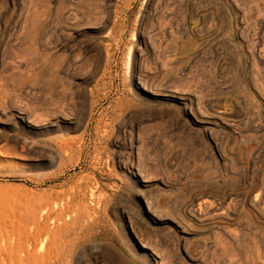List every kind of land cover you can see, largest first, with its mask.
<instances>
[{"label":"rangeland","instance_id":"1","mask_svg":"<svg viewBox=\"0 0 264 264\" xmlns=\"http://www.w3.org/2000/svg\"><path fill=\"white\" fill-rule=\"evenodd\" d=\"M263 7L0 0L14 264H264Z\"/></svg>","mask_w":264,"mask_h":264},{"label":"bare ground","instance_id":"2","mask_svg":"<svg viewBox=\"0 0 264 264\" xmlns=\"http://www.w3.org/2000/svg\"><path fill=\"white\" fill-rule=\"evenodd\" d=\"M255 2V1H254ZM263 5V4H262ZM242 7V6H241ZM245 7V6H244ZM259 7V6H258ZM246 8V7H245ZM249 8H250V6H249ZM255 8V7H254ZM257 8V7H256ZM260 8V7H259ZM264 8V7H263ZM241 9V8H240ZM242 9H244L243 7H242ZM241 9V10H242ZM247 10V9H246ZM251 10H252V7H251ZM257 10V9H256ZM255 11V10H254ZM257 11H260V14H261V16H262V14L264 13H262V11H261V9H259V10H257ZM264 11V10H263ZM239 12H240V10H239ZM248 12V11H247ZM251 12H253V11H251ZM238 13V12H237ZM244 13H246L245 11H244ZM249 13V12H248ZM243 14V13H242ZM249 14H251V13H249ZM245 16H246V14H244ZM253 15H254V12H253ZM257 15H259V13L257 14ZM243 16V15H242ZM244 16V17H245ZM248 16V15H247ZM252 16V15H251ZM251 16H249V17H251ZM264 16V15H263ZM240 17V16H239ZM256 17V16H255ZM243 18V17H242ZM252 18H253V16H252ZM251 18V19H252ZM39 19V18H38ZM238 19V18H237ZM251 19H247V20H249V22H250V20ZM254 19V18H253ZM240 20V19H239ZM246 20V19H245ZM246 20V21H247ZM242 21H244V19H242ZM32 22V21H31ZM27 23V22H26ZM38 23V22H37ZM247 24H248V22H246ZM242 24V23H241ZM244 24V23H243ZM247 24H245V25H247ZM251 24V23H250ZM250 24H248L249 25V27H251V25ZM25 25V24H24ZM37 25V24H36ZM237 25V24H236ZM244 25V26H245ZM243 26V27H244ZM248 27V26H247ZM36 28V27H35ZM38 29V28H37ZM250 29V28H249ZM36 30V29H35ZM245 31V30H244ZM251 31V30H250ZM243 33H245V32H243ZM248 34V33H247ZM246 34V35H247ZM243 35V34H242ZM243 37V36H242ZM228 39V38H227ZM33 40V39H32ZM229 41H230V39H229ZM254 42V41H253ZM257 42H259V41H257ZM264 42V41H263ZM248 43V42H247ZM246 44V43H245ZM264 45V44H263ZM263 45H261V46H263ZM247 46V45H246ZM256 46V45H255ZM261 46H259V48L260 49H262V47ZM248 47V46H247ZM251 47V46H250ZM234 48V47H233ZM253 50H254V48L253 47H251ZM251 49V50H252ZM256 49H257V47H256ZM250 50V51H251ZM258 50V49H257ZM249 51V52H250ZM248 52V51H247ZM260 52V51H259ZM254 56H255V52H254ZM254 56H253V58H254ZM251 57V56H250ZM256 57V56H255ZM30 83V82H29ZM48 90V89H47ZM47 92V91H46ZM153 92V91H152ZM154 93H155V91H154ZM159 93V92H158ZM187 93V92H186ZM183 98H185V97H183ZM46 100V99H45ZM200 108V107H199ZM35 116V115H34ZM214 116V115H213ZM24 119V118H23ZM27 119V121L28 122H30L31 123V125L34 123L33 121L34 120H32V119H30V118H26ZM196 120L197 121H199V122H202V123H206V122H209V120H208V118H207V116L204 114V113H202V112H198V114L196 115ZM216 121H218V120H216ZM241 121V120H240ZM37 123V122H36ZM219 123V122H218ZM210 127V126H209ZM212 128V127H211ZM204 200V199H203ZM205 201H206V199H205ZM208 201V200H207ZM203 203H204V201H203ZM263 206V205H262ZM263 210H264V207L262 208ZM204 210V209H203ZM202 213V212H201ZM217 213H218V211H217ZM214 214V213H213ZM216 214V213H215ZM217 215V214H216ZM264 215V214H263ZM223 219V218H222ZM7 227V226H6ZM2 230H3V225H2V223H0V233H2ZM2 235V234H1ZM10 243V242H9ZM8 243V244H9ZM146 243H148V242H146ZM143 244V246H145V247H149V245L148 244ZM12 245V244H11ZM2 245H1V243H0V261H2L4 264H14L13 262H14V251H12V249H11V247L10 248H6L7 247V245H6V250H4L5 248H2L1 247ZM9 246H10V244H9ZM4 247V246H3ZM164 250V249H163ZM17 259V258H16ZM33 262H35L36 263V261H35V259L34 260H32ZM31 262V261H30ZM16 263V262H15ZM39 263V262H38ZM17 264V263H16Z\"/></svg>","mask_w":264,"mask_h":264}]
</instances>
